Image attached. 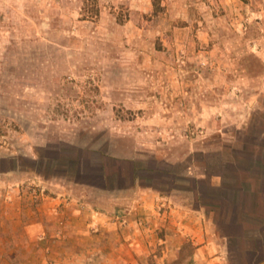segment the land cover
Listing matches in <instances>:
<instances>
[{
	"label": "rangeland",
	"instance_id": "rangeland-1",
	"mask_svg": "<svg viewBox=\"0 0 264 264\" xmlns=\"http://www.w3.org/2000/svg\"><path fill=\"white\" fill-rule=\"evenodd\" d=\"M210 2L0 0V150L43 121L54 137L117 156L166 153L175 133L179 154L221 133L230 143L233 124L264 111V14H249L250 0ZM179 104L186 115L172 112ZM202 107L216 108L205 125ZM22 184L43 193L37 180Z\"/></svg>",
	"mask_w": 264,
	"mask_h": 264
},
{
	"label": "crops",
	"instance_id": "crops-1",
	"mask_svg": "<svg viewBox=\"0 0 264 264\" xmlns=\"http://www.w3.org/2000/svg\"><path fill=\"white\" fill-rule=\"evenodd\" d=\"M249 5L264 14V0ZM255 49L264 62V45ZM179 105L172 112L185 114ZM215 109L196 115L205 125ZM250 125L233 124L227 144L221 133L179 154L175 133L168 152L133 156L76 146L47 121L38 134L28 129L25 144L0 150V264H172L186 244L183 264H264V111ZM25 158L33 166L23 168ZM51 163L63 168L40 171ZM26 180L42 185L40 197Z\"/></svg>",
	"mask_w": 264,
	"mask_h": 264
},
{
	"label": "trees",
	"instance_id": "trees-1",
	"mask_svg": "<svg viewBox=\"0 0 264 264\" xmlns=\"http://www.w3.org/2000/svg\"><path fill=\"white\" fill-rule=\"evenodd\" d=\"M240 221H245V220H250L249 218H247L246 216H240L239 218ZM249 222H253L252 220H250ZM253 230H256L258 228H256L255 226H252ZM192 255V247L188 244H186L179 255V258L174 261L172 264H183V263H191V260L189 259Z\"/></svg>",
	"mask_w": 264,
	"mask_h": 264
},
{
	"label": "built area",
	"instance_id": "built-area-1",
	"mask_svg": "<svg viewBox=\"0 0 264 264\" xmlns=\"http://www.w3.org/2000/svg\"><path fill=\"white\" fill-rule=\"evenodd\" d=\"M37 191H38V189H36V190L33 192V195H37Z\"/></svg>",
	"mask_w": 264,
	"mask_h": 264
}]
</instances>
